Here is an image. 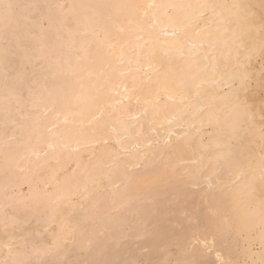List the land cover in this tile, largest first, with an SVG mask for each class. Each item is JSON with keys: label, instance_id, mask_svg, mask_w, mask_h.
I'll return each instance as SVG.
<instances>
[{"label": "bare ground", "instance_id": "1", "mask_svg": "<svg viewBox=\"0 0 264 264\" xmlns=\"http://www.w3.org/2000/svg\"><path fill=\"white\" fill-rule=\"evenodd\" d=\"M204 3L222 7L191 23L189 9L169 7ZM42 6L25 15L30 43L20 33L13 41L39 68L26 80L34 84H25L24 100L14 84L5 87L16 69L0 55V113L11 101L16 109L0 114L8 124L0 123V211L8 210L0 217V230H8L0 234V262L25 264L35 253L34 259L51 255L43 264H60L66 242L85 227L79 230V222L90 219L98 220L82 235L88 246L96 241L90 264L100 256L98 264H261L264 186L217 160L231 148L258 164L264 145V0ZM233 13L239 19L229 23ZM18 20L15 27L6 23L14 27L10 39L4 40L7 27L0 29V42L16 39ZM22 74L15 83L23 84ZM26 210L35 233L50 231V243L35 244L29 254L16 248L23 235L12 227ZM95 233L101 237L89 239Z\"/></svg>", "mask_w": 264, "mask_h": 264}, {"label": "rangeland", "instance_id": "2", "mask_svg": "<svg viewBox=\"0 0 264 264\" xmlns=\"http://www.w3.org/2000/svg\"><path fill=\"white\" fill-rule=\"evenodd\" d=\"M3 1H5V0H3ZM8 1L11 2L10 4H12V5L17 4V1L14 2L13 0H12V1L14 2V4H13V2H12L11 0H7V1H5L4 3H7ZM24 1H26V2L28 1V2L30 3L31 1L34 2L35 0H24ZM24 1H23V0H20V1H19V0H18V2L20 3L19 6L21 7L22 4H23V5H27V4H28L29 8H28V6H26L27 8L24 6V7L27 9V12L25 13L26 10H24V12L21 11V10H20V11H17V10H18L17 8H18L19 6L17 5V6H18V7H17L16 5H14L15 7L11 9L13 13L10 11V12H11L12 14H14V15H13V16H8V17H10V18L13 17V19H12V20L9 19V20H11V21H9V20L7 19L8 21L5 20V21H6L5 23H3V22H4L3 20L6 19V18H8V17H7V15H6V13L4 12L5 9H3L2 7H0V11H1V12H0V14H1L0 17H1V18L3 17V13H5V15H6V16H5L6 18H4V17H3L4 19L2 18L3 20L0 18V29L3 30V29H5V28L7 27V28L5 29L6 32H4V34H3L4 37H5L4 40H5V39H8V38L10 37V36H8V35H11V36H12V34H9V33H11V32H8V29L11 31L12 27H13V26L15 27L14 23H16V21L14 22V19H15V20H18L17 18L20 17L19 20L17 21V24H19V26H17V28H15L14 30H18V29H20L21 31L19 32V30H18V32H16V31L14 32V30H13V32H12L16 39L11 40V41H10V40H6V41L3 40L2 42H0V45H1L0 47H2V46L4 45L3 47H5V49H6L5 51H4V49H3L2 52L0 53V55H2V56H3L5 59H7L8 61L10 60L8 65H13V66L15 67V69H16L17 72L20 71L19 73H16V71L13 72L14 69H12L11 73L14 74V76H15V74H16V76L18 75V77L15 76V77H14L15 79H14L13 76L11 75V77H9V78H5V81H6L5 87H9V88H11V89L14 88V91H13V92H15L16 94H18V95H17V98H18V100H20V101L24 100V98L27 96L28 91H29L27 87H29V85L32 86V84H34L33 81H30V82H31V83H30L29 81H26V80H27L28 78H29V80H30L31 77H32V74L35 73V71L38 70L39 68L37 67V68L35 69V68H33V67L31 66L32 63L35 62L34 59H33V57H32V54H31L30 57L27 56V55H30L31 51L28 52V51H26V49H23L22 47H20L21 49L18 48V50H16L17 48L13 49V48L16 46V44H17V43L15 44V42H13V41H16V42L18 41V40H17V37H16V35H17L16 33H18V34L20 33L21 35H19V36H22V35H23V38L21 37V40H22L25 44H29V43H30V38H28V36H26V35H27L26 32H27V30H28V29H27L28 27H27V25H26V22H24V21H25V20H27V21L29 20V19L26 18V16H29V15L31 16V14H32V15H36V14L38 13L37 10H40V9L43 8L42 5H43V2H44L45 0H44V1L36 0V1L39 2L38 5H37V2L34 3V4H33L32 2H31V4H29V3L27 2V4H25ZM40 1H41V2H40ZM9 2H8V3H9ZM32 4H33V5H32ZM35 4H36V5H35ZM39 4H40L42 7H41ZM44 4H45V3H44ZM64 5L66 6V5H67V2H65ZM31 6H32V7H33V6H34V7L37 6L38 9H36V11L34 12L33 10H35L36 7H35V8L33 7L34 9H32ZM38 6H39V7H38ZM16 7H17V8H16ZM24 7L22 6L20 9L23 10ZM25 8H24V9H25ZM16 9H17V10H16ZM28 9H29V11H28ZM31 9H32V10H31ZM15 11H16V12H15ZM30 11H32L33 13H31ZM20 13H21V15H20ZM22 13H23V14H22ZM28 13H29V14H28ZM9 14H10V13H9ZM9 14H8V15H9ZM12 14H10V15H12ZM16 14H19V15L16 16ZM25 15H26V16H25ZM24 17H25V18H24ZM20 19H21V21H22V19H24V20L22 21V22H24V25L21 24L22 22L20 21ZM29 21H30V20H29ZM29 21L27 22V24L29 23ZM8 22H9V23L14 22V23H12L13 26H11V29H10V27H8V25L6 26V23H8ZM2 23L5 24V25H3ZM44 23H45V22H44ZM44 23H43V25L45 26L46 24H44ZM12 24H9V25H12ZM17 24H16V25H17ZM20 24H21V26H20ZM4 26H5V28H3ZM1 27H2V28H1ZM14 27H13V28H14ZM41 28H42V26H41ZM43 28H44V27H43ZM2 30H1V31H2ZM24 30H25L26 32H25ZM1 31H0V32H1ZM2 32H3V31H2ZM2 32H1V33H2ZM1 33H0V38L2 39L3 36L1 37V35H2ZM6 33H7V36H8V37L5 35ZM14 36H13V37H14ZM25 36H26L27 38H26ZM13 37H12L11 39H13ZM1 39H0V40H1ZM9 39H10V38H9ZM7 42H8V43H7ZM10 43H11V44H10ZM12 43H14V44H12ZM6 45H8L9 48H10V46H11V48L8 49V46H6ZM3 47H2V48H3ZM12 47H13V48H12ZM17 47H19V46H17ZM2 48H1V49H2ZM1 49H0V51H1ZM23 50L26 51V53H23V52H24ZM3 51H4L6 54H4ZM13 51H14V52H13ZM21 51H22V53H21ZM10 52H13L14 54H12V53H10ZM16 52H17V53H16ZM27 52H28V53H27ZM15 53H16V54H15ZM19 53H20V54H19ZM24 54H27V55H24ZM4 55H5L6 57H5ZM9 55H10V56H9ZM14 55H15V56H14ZM16 55H18L19 58L16 57ZM20 55H21V56H23V55H24V56H27V57L29 58V60H28L27 57H24V56H23V58H21ZM3 57L1 58V56H0V59H1L0 61H3V59H4ZM7 57H8L9 59H8ZM10 58H12L13 61H11ZM16 59H17V60H16ZM19 59L22 61L21 63H19ZM26 59H27V62H25ZM31 60H32V61H31ZM28 61H29V62H28ZM37 61H38V59H37ZM37 61H36V62H37ZM24 62H25V63H24ZM18 63H19V64H18ZM26 63H27V65H26ZM21 64H22V65H21ZM25 65H26V66H25ZM29 65H30V66H29ZM21 66H22V67L24 66L23 69H22ZM17 67H18L19 69H18ZM25 68H26V69H25ZM24 69H25V70H24ZM18 70H19V71H18ZM26 70H27V71H26ZM33 70H34V71H33ZM30 71H32V72H30ZM24 72H25V73H24ZM29 72H30V73H29ZM21 73H23V74H22V77H25V80L23 79V80H24V81H23V84H22V83H21V84L17 83V82H20V81L22 80V78H21V80H20V77H21L20 74H21ZM26 74H29L30 77H29V76H26ZM34 76H35V74H34ZM12 78H13V80H12ZM18 78H19V81H18ZM35 78H36V77H35ZM9 79H11L12 82H10ZM16 79H17V82H16V83H17V85H19V88H18V90L15 91V88L18 87V86L16 87V85H15V84H16V83H15V80H16ZM0 80H4V79H0ZM34 80H35V79H34ZM5 81H3V82L5 83ZM8 81H9L11 84H9ZM13 82H14V83H13ZM21 82H22V81H21ZM27 83H28L29 85H28ZM7 84H8V85H11V87L8 86ZM12 84H14V87H13ZM25 84L27 85V87L25 86ZM6 85H7V86H6ZM12 87H13V88H12ZM9 88H8V89H9ZM19 89H20L21 91H19ZM22 89H23V91H22ZM19 92H20V94L22 93V94H21L22 97H20ZM26 92H27V94H26ZM19 97H20V98H19ZM10 103L12 104L13 101H11ZM7 104L9 105V103H7ZM11 104H10V106L12 107ZM10 106H8L9 108L7 107L6 109H8V110L10 109L9 111H12V110L16 111L15 108H10ZM6 109H5L4 111L2 110L3 113H0L1 116H2V114H4L5 112L8 111V110H6ZM25 109L27 110L28 108L26 107ZM25 109H24V110H25ZM28 110H29V109H28ZM9 111H8V115H10V112H9ZM14 111H12V113H14ZM5 114H7V113H5ZM1 116H0V117H1ZM0 123L3 124V122H0ZM5 124L8 125L7 123H4V124H3V127L6 126ZM1 127H2V126H0V128H1ZM8 127H10V126H8ZM24 188H25V187H24ZM13 211H15V210H13ZM7 212H8L7 209H2V210L0 211V217L4 216V217L6 218V216H7ZM14 213H15V212H14ZM30 213H31V212L28 211V210L17 213V216H18V219H19V220H17V222H15L14 225H12V227L14 226V227L16 228V232L19 233V235H23V236H19V237L17 238V239H18L19 241H21V242L18 243V244H16V248L19 249L21 252H22V250H23V251H26L28 254L31 253L30 251H33L32 249L34 248L33 246H35V244H36V246H37V245L42 244V243H44V242L47 243V244L50 243V231H49V233H47V232H48V229L43 230V229L40 228L39 230L41 231V233H40V234L35 233L36 221L34 220V217L30 216V215H31ZM23 217H24V218H23ZM27 220H28V221H27ZM21 221H22V222H21ZM25 221H26L27 224L25 223ZM97 221H98V220H95V221H93V222H97ZM93 222H92L90 219H88V221L86 220V221H81V222H79V226H78V227H79V230L83 229L82 226H85L83 230H84V232L86 233L87 229H89V228H88V224H89V227H90V225H94V224H95V223L93 224ZM55 227H56V224H55V223H52V224L49 226V229H54ZM5 229H7L6 226L3 227V230H0V234H1L2 236L6 235V233H8V230L5 231ZM83 230H82L81 232H79V234H77L78 236L80 235V237H78V236L76 235L77 238H75V240H73L75 243H72L73 241H71V242L69 241V243L72 244V245L70 244V247H69V248L67 247V246L69 245V243H68V241L66 242V245H67L66 247H67V248L65 247V249H66L65 251H68V253H65V256L61 259V261H59L60 264H68V263H66V262H68V261L70 262V264H82L83 262H84L83 264H90V263L92 262L91 257L88 258V259H87V257L89 256L88 254H90V251H91V250L93 251L94 249H96V246H97V245H94V244L96 243V241H95L94 244L91 243V245L88 246V244H86L84 238L82 239V237H83L82 235H83V233H84ZM14 231H15V230H14ZM97 234H99V233H97ZM97 234H96V233H95V234H91V236H90L89 239L92 238V239L96 240L98 237L100 238V237H101V233L99 234V236H97ZM2 236H1V237H2ZM96 236H97V237H96ZM80 239H81V240H80ZM92 239H91V240H92ZM76 240H78V241H76ZM94 240H93V241H94ZM41 241H42V242H41ZM40 242H41V243H40ZM91 242H92V241H91ZM81 243H82V244H81ZM32 244H34V245H32ZM74 244H75V245H74ZM78 244H79V247H80V248H81V246H82V249H81V250L79 249V251H78V250L76 251L75 247H76ZM20 245H22V246L20 247ZM29 245H30V246H29ZM31 245H32V246H31ZM80 245H81V246H80ZM84 246H85V248H83ZM86 246L88 247V249H86V248H87ZM25 247H26V248H25ZM32 247H33V248H32ZM79 247H78V248H79ZM29 248H30L31 250H30ZM76 248H77V247H76ZM78 248H77V249H78ZM27 249H29V250H27ZM67 249H68V250H67ZM83 249H84V250H83ZM85 249H86V250H85ZM71 250H72V251H71ZM70 251H71V252H70ZM92 251H91V252H92ZM85 252H86V253H85ZM93 252H95V251H93ZM93 252H92V253H93ZM1 253H2L1 255L3 256V255H4V252H1ZM92 253L90 254V256L92 255ZM78 254H79V256H78ZM84 254H85V255H84ZM35 255H36L35 253H34V254H33V253L29 254L28 260L26 259V260H27V263L25 262V264H30V263H31V264H43V263H45V262L48 263L49 261H53L51 255L49 256L48 254H44V256H43L42 258H35V259H36V261H35V259H34ZM31 256H33V257H31ZM75 256H77V258H76ZM82 256H83V257H82ZM44 257H45V258H44ZM78 257H79V258H78ZM100 257H101V256H100ZM100 257H99V258H100ZM31 258H32L33 260H32ZM43 258H44V260H43ZM73 258H76V259L73 260ZM99 258H97V259L95 260V261L97 262L96 264L99 263V262H98ZM102 258H103V256H102ZM66 259H67V260L69 259V260L66 261ZM90 259H91V260H90ZM26 260H25V261H26ZM75 260H76V261H75ZM84 260H85V261H84ZM101 260H102V259L100 258V260H99L100 263H102V261H103L104 259H103L102 261H101ZM34 261H35V262H34ZM38 261H39V262H38ZM55 262L58 263L57 259L55 260Z\"/></svg>", "mask_w": 264, "mask_h": 264}, {"label": "snow or ice", "instance_id": "3", "mask_svg": "<svg viewBox=\"0 0 264 264\" xmlns=\"http://www.w3.org/2000/svg\"><path fill=\"white\" fill-rule=\"evenodd\" d=\"M0 7L5 9V13L6 15H8L10 13V10L15 6L12 4L3 3V0H0ZM149 7H154V6L149 5ZM169 7L189 9L190 12L186 14L185 20L188 23H191L198 16L199 17L204 16L206 10H214L216 7H222V6L204 3V4H196V5H192V4L171 5ZM231 7L234 9H240L243 6L232 5ZM238 19H239V16L233 13L231 16L228 17V22L233 23ZM227 32H228V29H225V32L221 33V35H227ZM208 38H211V36L209 35ZM262 48H264V44H262ZM237 99L239 100V97H237ZM241 106H244V102H241ZM217 151H221V150L218 148ZM217 165L218 167H226L227 169L236 171L238 174L246 177L250 182H254L258 178L261 185L264 186V145L261 146L258 164H254V157L251 154L246 153L244 151H241L239 153H234L231 150V148H226L218 156ZM257 173H258V176H257ZM247 222H248L247 219H245L243 223L246 225ZM261 230H262V233H264V217H262V220H261ZM261 242L262 244H264V237H262ZM209 251H211V249H209ZM0 264H7V262H0ZM14 264H23V262H14ZM201 264H214V262L213 261H202ZM261 264H264V261H262Z\"/></svg>", "mask_w": 264, "mask_h": 264}]
</instances>
